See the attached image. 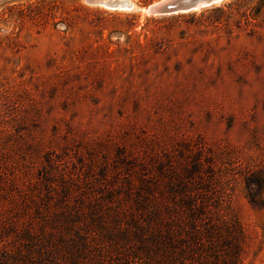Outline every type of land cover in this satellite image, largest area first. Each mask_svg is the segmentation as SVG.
Returning a JSON list of instances; mask_svg holds the SVG:
<instances>
[{
	"label": "rangeland",
	"instance_id": "1",
	"mask_svg": "<svg viewBox=\"0 0 264 264\" xmlns=\"http://www.w3.org/2000/svg\"><path fill=\"white\" fill-rule=\"evenodd\" d=\"M107 1L0 0V258L178 264L170 224L264 264V0Z\"/></svg>",
	"mask_w": 264,
	"mask_h": 264
},
{
	"label": "trees",
	"instance_id": "2",
	"mask_svg": "<svg viewBox=\"0 0 264 264\" xmlns=\"http://www.w3.org/2000/svg\"><path fill=\"white\" fill-rule=\"evenodd\" d=\"M151 186V185H150ZM169 186H173L172 184V180L171 178L169 179ZM184 186V185H183ZM154 185H152L150 188H148V190H152L154 189ZM145 190L147 189V186L144 187ZM183 191H182V195H184L185 193H190L191 191L184 186L182 187ZM169 190V195L172 196L174 194H176V190L173 191L171 188L168 189ZM187 193V194H188ZM151 195H153V193H151ZM186 195V194H185ZM260 205L264 208V200H262L260 202ZM184 207L189 210L190 212H192V215L190 216V222H191V227L192 225H194L196 223V221L198 220V217H196V215L193 213V209L195 206V202L194 201H186L184 202ZM158 219V216H157ZM132 225L137 229V227H140L139 224H137L136 222H132ZM165 229V230H164ZM140 230V228H139ZM202 238H197V237H193L192 240H190V243H186L183 242L182 244H176V242L174 241V235H173V231L170 227V224L168 226H166L165 228L161 229V228H157L153 231V233L151 234L150 238H152L150 240V243L155 244L152 246V248H155V246H164V248H170L172 250H176L177 254L175 257H173V259L177 258L178 264H236V258L238 256V250L234 251V256L231 259V261L227 260V259H218L213 257L214 253H215V246L212 247L211 252L209 253L212 256L211 260H208L207 258V253L205 252L206 250H203L204 252L201 253V251L198 249V242L203 241L204 239H209L211 237V233L208 230H204V233L201 235ZM127 238H124V240ZM145 247V246H144ZM142 250V251H141ZM200 251V252H199ZM140 252H143L146 254V256L148 258H151L152 256H154L156 254V250L150 249L147 247L146 248H140ZM217 253V252H216ZM201 254H203L201 256ZM0 264H10L9 261L7 259L4 258H0ZM170 264V263H168ZM173 264V263H171Z\"/></svg>",
	"mask_w": 264,
	"mask_h": 264
},
{
	"label": "water",
	"instance_id": "3",
	"mask_svg": "<svg viewBox=\"0 0 264 264\" xmlns=\"http://www.w3.org/2000/svg\"><path fill=\"white\" fill-rule=\"evenodd\" d=\"M225 0H160L146 10L152 16L185 14L218 5Z\"/></svg>",
	"mask_w": 264,
	"mask_h": 264
},
{
	"label": "bare ground",
	"instance_id": "4",
	"mask_svg": "<svg viewBox=\"0 0 264 264\" xmlns=\"http://www.w3.org/2000/svg\"><path fill=\"white\" fill-rule=\"evenodd\" d=\"M104 4L111 9H117L118 7L121 9H125V8L129 9V8H131V5H132L126 0H123V1H119V0L107 1V2H104ZM146 12H147V10H146Z\"/></svg>",
	"mask_w": 264,
	"mask_h": 264
}]
</instances>
